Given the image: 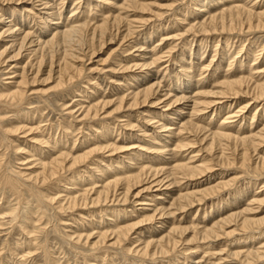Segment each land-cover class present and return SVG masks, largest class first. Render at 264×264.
Wrapping results in <instances>:
<instances>
[{"label":"rangeland","instance_id":"obj_1","mask_svg":"<svg viewBox=\"0 0 264 264\" xmlns=\"http://www.w3.org/2000/svg\"><path fill=\"white\" fill-rule=\"evenodd\" d=\"M34 1L37 3L35 9L30 11L32 16L28 13L31 17L29 16L28 18L27 13L21 12L19 7H17V10L14 12L11 10L13 8L9 7L6 9L7 11L4 9L3 17L6 19L3 18L2 20L16 24V29H18L19 26V29L24 32H29L31 29L30 33L32 34L33 32L34 36L37 30L44 31L45 26L50 25L52 21L50 20L51 18H49V23L45 21L43 24V22L39 20L40 15L35 14L40 8L38 6L39 0ZM42 1L41 3L48 2V0ZM52 1L53 0H49L50 3L48 5L55 4L52 8L54 12L57 10L55 12L57 21L55 20L54 22L61 25L62 30L68 28L67 26L69 24L76 25L80 22L82 25L85 24L88 30L87 34L91 36L93 29L103 22L104 17L106 18L109 16L110 18H108L111 19L119 14L118 16H121L123 20L119 30H116L114 27L108 31L109 33L105 40L106 43L103 46L99 47L96 45L97 52L92 58L85 56L83 57L84 59L87 58L85 61H83V59L80 62L76 61L73 63L74 69L77 68V70L81 69L82 71L79 76L73 78L70 82L67 79L62 81L61 88L57 87V81L59 79L57 75L54 76L52 82L46 85L37 84L27 87L26 100L23 103L25 106L22 104L18 106V108H11L13 104H7L4 95H7V93L10 92L9 90H15L14 88L17 86L18 79L15 78L16 80H13L10 78L13 76H20L21 68L27 62L25 61L26 59L21 61V64L14 68V64H11L12 68L7 65H0V264H240V262L242 264V260L235 256V252L242 251L246 253L247 251H253V249H256L254 252H260L259 254L261 256L259 255L257 262L251 263L264 264V229L257 230L252 234L236 231L228 236L218 232L220 235L219 238L211 237L212 239L209 238L207 240L201 237L204 230L215 227L217 230L218 227H221L223 218L226 219L227 216L243 210L244 207L246 208L252 200L251 197L264 199V169L261 170L257 167L260 163L259 158H264V144H261L260 147L257 148V151H252V153L249 154L250 161H248V164L245 162L246 164L244 163V167H241V145L228 140H212L213 134H220L221 132V134L231 136L233 140L236 138H248L250 135L252 136L260 132L264 126V122H262V120H264V98L254 99V96L251 94H242L237 99L218 97L223 90L220 84L222 82H229V80L234 81L243 77H252L250 81V84H253L252 87L255 86V84H264V73H262V75L256 73L264 69V28H252V30L244 28L243 30L235 29L234 31L214 33L212 31V33H210L202 32L198 25L203 23L207 19L206 17L213 15V12L217 11V13H219L229 8L233 3V6H247L246 8H250L254 13L262 12L264 11V0H214L215 2L213 0H141L142 2L140 1V3L146 4V10L134 9L132 6L120 7L122 4L119 3H123V0H102V3H100L101 0H55L57 2L54 1L51 3ZM90 2H97L98 4L95 3L96 5L94 8L89 6L91 4ZM111 2H114L116 6L114 3V5L111 6ZM28 8L30 9V7ZM81 10H84V12ZM105 10H107V12ZM59 11H61L62 14ZM91 12L92 14H90ZM72 13L74 15L73 19L70 17ZM19 15L24 17L21 18ZM85 15L88 16L83 17ZM77 16L79 17L78 19ZM60 17L66 18L65 25L63 24L65 19L61 18V20H59ZM74 17L77 19V22L76 19L74 20ZM100 17L102 18L100 19ZM203 17L205 19H203ZM71 19L74 20L76 24H74ZM17 20L20 22H17ZM87 20H89V22ZM37 21L38 23H36ZM83 21L84 23H82ZM29 22L31 23L29 24ZM19 23L23 24L19 25ZM194 24L196 25L193 26ZM255 24L256 22L254 25ZM42 25L45 26L43 27ZM64 26L66 27L63 28ZM127 28H129V30ZM50 29L52 30V28ZM86 37L84 34L82 36H72L71 39L74 40L75 38V40L70 41L71 39H68L70 42H67L69 46L66 43L68 46L67 49L75 48L77 45L76 43L80 41L81 42L78 44L86 46L89 42V38L87 37V39ZM107 40H110V42H107ZM70 43L72 46H70ZM200 43H202L201 46ZM203 43L205 44L203 45ZM203 46L205 47L203 48ZM0 48H2V44H0ZM60 57H62L61 51H58V54L56 53L53 59L57 63ZM29 58V61L33 62L32 64L34 65L36 63L34 56H30ZM48 59L49 56L44 63L42 73H46L45 71H47L49 67ZM151 59L153 61H151ZM149 62L152 65H149ZM259 64H261L260 66L262 68ZM137 65L138 67H136ZM6 69L10 72L8 73ZM188 69L189 71L187 72L186 70ZM27 70L29 69L27 68ZM245 71L247 73L244 74ZM147 72L148 74L146 75ZM183 72L184 74H182ZM143 74H145L147 78H144L145 76ZM249 74H251V76ZM186 75H188V77L191 76V78L189 77L190 80ZM41 77L44 78V76ZM174 77L177 81L174 80ZM171 81H174L176 85ZM9 84H12V87ZM140 84L141 86H139ZM149 84L154 86V90H158L157 94H155L152 99L155 102L157 100H165L167 97L168 99L165 100L166 102L169 100L172 102L181 97L186 98L184 101L174 105L177 108H182V110L178 113L179 116H175L174 122H169L172 124L176 123L172 126L174 129L172 128L173 133L171 134H168L165 130L162 131L159 129L161 124H164V122L168 123L169 121L167 119L168 117L166 118V113L170 111H166L165 108H162V104L156 107L157 109L151 108L150 104L145 105V107L142 105L132 109H128L127 107L130 104L129 98L139 93L142 88L149 86ZM1 92L4 93V95H2ZM43 92H45V94H43ZM164 94L168 96L164 97ZM161 97L163 99H161ZM121 98L122 100L123 98L125 99L122 104L123 109L121 108L118 110L117 108L119 107L118 105L121 102ZM204 100L208 102L216 100V103L208 105L209 107L207 105L203 106ZM198 103L199 107H201L199 109ZM27 104L29 106H26ZM246 104H248V106ZM4 105L6 108H3ZM245 106L246 109L241 112L238 111ZM193 107H195L194 111L201 109L204 111L197 114L191 111ZM85 108H88V111ZM151 109L152 112L150 111ZM16 110L23 116H17L19 114ZM155 110L158 112L160 111L159 113L157 112L158 116ZM10 112H15L14 115H16V117L13 116L12 113L10 114ZM254 113L255 115L253 116ZM90 114H94L93 120ZM80 116L84 119H80ZM86 116L87 118L89 116V118L86 119ZM97 116L99 117L97 118ZM150 119H152V121ZM250 121H252V123ZM188 124L195 127L199 126L202 131H194L191 127L185 128V125ZM261 125L262 127H260ZM18 126L23 128L18 134L9 132V130L13 131L15 128H19ZM113 126L115 128H113ZM107 128L110 131H107ZM5 129L8 132H6ZM180 129L183 131L181 132ZM112 130L113 133L108 134L112 132ZM6 133L9 135H5ZM11 133H13V135ZM103 134H106V137ZM150 137L153 140H151ZM108 138L110 139L108 140ZM180 139L184 145L193 142L194 145L185 147L184 149L182 148V151H180V147L183 145V143H180ZM65 140L68 141L66 142ZM189 140L191 142H188ZM104 141H106V143H104ZM167 142L169 144H167ZM212 142H214V145L208 150V146ZM163 143L167 146H164ZM107 144H109V150H103ZM49 145H55L56 148L51 150V146ZM111 146L114 147L112 148ZM157 146L159 151L157 150ZM165 148L167 150H165ZM113 149H116V151H113ZM34 150H36V152ZM42 151L45 154H43ZM47 151H49L48 155H46ZM55 151L57 154L64 153L67 157L70 156L68 158L70 160L81 156H86L87 158L80 161V163H78V165L76 164L77 166L73 168L70 167V160L67 161L69 164L66 162L64 166L65 169L61 170L56 176L50 179V182L47 180L42 184L41 180H36L34 176L40 172L38 167H36L38 164V157L41 156L40 159L46 157L54 158L58 156ZM138 151L141 152V155L144 157L139 158L141 155ZM134 152H137L139 156L137 155L136 157V153ZM191 156L194 157L193 160L191 159L192 162L187 159ZM130 157L134 160L132 166L128 165V158ZM123 159L127 160V162ZM94 162H96V165ZM167 162L172 168L177 166V164L186 165L189 168L193 165L194 167H202L203 165L208 167L204 170L202 176H198V179L194 178L195 180L191 179V181L186 180V177L183 178L181 172L172 170L173 174H175L168 179L174 182L173 186L171 185L167 190L160 189L161 191H155L156 187H154L152 191L143 194L144 198L138 197L135 200L131 198L125 204L109 202L100 205H91L90 202H86V204L81 207L77 206L75 209L68 208L69 199L76 196L75 193L77 194V192L78 194L76 197L82 194L87 195V193L90 192L89 194L92 196L89 195V197L93 199L94 196H97L94 191L96 190L98 192L100 190L98 188H101L108 179L112 180L116 175L120 177L122 173L127 174V171L136 173L140 167L142 169L152 168L153 170H157L159 168L168 171L171 167L168 166ZM257 162L258 164H256ZM81 163L82 165L79 167ZM97 163L100 166H97ZM161 165H164L163 168H161ZM114 166L116 169H114ZM116 166L120 167L117 168ZM254 167H256L257 170L254 169ZM121 168L123 169L121 170ZM31 170H36L37 172L34 174V172L31 173ZM26 173H28L29 176ZM90 174H92L93 177ZM87 175L92 177L91 180ZM22 176H24V178H22ZM17 177L20 178L18 179ZM77 177H80L81 180ZM99 177L102 178L100 179ZM25 178H27V180ZM73 178L76 182H72L74 181L71 180ZM177 178L179 180H177ZM4 179H6V181ZM86 179H88L91 184L88 181L85 182ZM52 181L54 182L52 183ZM66 182L68 184H66ZM80 183H82V185ZM33 184L35 186H33ZM94 185L96 186L95 188L93 187ZM64 187L68 188L65 189ZM34 188L35 190H33ZM140 188L142 187L137 188L135 191L133 190L134 193ZM206 190H209L207 195L203 194V196H196L194 201L198 199V202L195 201L192 206L184 210H179L177 199L181 194L202 193ZM35 191H38V193ZM119 191H122V189L120 188ZM119 191L118 194L120 193ZM151 196H155L154 198H157V200ZM36 198H38V200ZM65 198L68 199V202ZM142 198L144 201L148 202L149 199L151 201L149 200L146 206H138L137 203H140L139 201ZM42 199H44V201ZM174 199L175 201H173ZM59 206L63 207L59 210ZM130 211L133 212L131 213ZM158 211H163L166 215L160 216ZM123 212H125L126 215L122 216ZM167 213L170 215H167ZM153 215L155 217L152 222L141 223V221L146 219L145 216L151 217ZM258 217H264V207L259 211ZM113 220L116 223L113 222ZM109 223L111 225L112 223L114 224L109 226L110 229H112L111 227L115 229L117 226L118 228L124 227L123 225L136 226L130 233V237L128 236L129 240L126 239L127 241L125 240V243L123 242L121 245H113L111 244L113 241H110L106 245L92 246L96 239V233L100 231L106 232L107 229L108 232L110 231L107 227ZM233 228V226H228L225 227L223 231L230 232ZM89 235H92V238L89 239L88 244L76 242L77 240L75 238L80 236L84 238ZM170 235L174 239L170 238ZM252 235H255L254 238ZM163 236L164 241L162 240ZM261 236L262 240L260 239ZM175 239L174 246L167 245V241ZM136 240H138V242ZM158 240L159 243L165 245L166 249L168 246L170 247L167 249L168 252L164 251V253H160L156 251L157 253H154L156 254L154 255L152 251L155 252V250L153 249L149 253V257H143L137 252L144 247V242L156 243ZM249 241L250 244H248ZM238 242L240 246L242 244L244 245L240 248ZM251 243H253V246ZM117 246L118 248H116ZM228 256L229 258H227ZM104 257L106 260L104 259L103 262L102 259Z\"/></svg>","mask_w":264,"mask_h":264},{"label":"bare ground","instance_id":"obj_2","mask_svg":"<svg viewBox=\"0 0 264 264\" xmlns=\"http://www.w3.org/2000/svg\"><path fill=\"white\" fill-rule=\"evenodd\" d=\"M55 0H53L51 3H53ZM62 1V0H61ZM92 1H94V0H92ZM97 1V0H96ZM108 1V0H107ZM106 1V2H107ZM111 1V0H110ZM117 1V0H116ZM116 1H114L115 3H116ZM119 1V0H118ZM140 1L141 0H123V3H119V4H122V6H120V7H125V6H132V7H134V9H138V10H146V4L144 5V4H142V3H140ZM207 1V0H206ZM214 1V0H213ZM39 2V9L37 10V13H35V14H37V15H40V17H39V20L41 21V22H43V24H44V22L46 21V22H48V19L49 18H51L50 20L52 21H50L51 23H50V25H42L43 27L45 26V28H44V31H38L37 30V32L35 33L36 35L34 36L33 34V32H32V34L30 33V31H31V29H30V31L29 32H24V31H21L20 29H19V26H18V29H16V24H12L10 21H4V20H2L3 18H5V17H3L4 15H3V13H4V9L6 10L7 8H13V9H11L12 10V12H14V11H16L17 10V7H19L20 9H21V12H24V13H27V15H28V13L30 14V11L32 10V9H35V6H36V3L37 2H35L34 0H0V44H2V48H0L1 49V51H0V65L1 64H3V66H10L11 67V64H14V66H13V68L14 67H16V66H18V65H20L21 63V61H23V60H25V61H27L24 65H23V67L21 68V74H20V76H11L12 78H10V79H18L17 80V86H16V88H14L15 90H9L10 92L9 93H7V95H4V93H2V95H4V97H5V99L7 100L6 102H7V104L8 103H11V104H13L14 105V107H13V105L11 106V108H18V106H21L23 103H24V101L26 100V94H27V87H31V86H35V85H37V84H40V85H46V84H48V83H50V82H52V80L54 79V76L55 75H57L58 76V81H57V87L59 88L61 85H62V81H64V80H69V82H70V80H72L73 78H75V77H77V76H79L80 75V73L82 72L81 71V69L80 70H77V68H73V63L74 62H80V61H82L84 58L83 57H85V56H89L90 58H92L94 55H95V53L97 52V50H96V45L97 46H99V47H101V46H103L105 43H106V36L108 35V31L111 29V28H114L115 27V29L116 30H119L120 29V25L122 24V20L123 19H121L122 17L120 16H114V18L112 17L111 19H109L108 17H104L103 18V22L98 26V27H95V29H93V31H92V35L90 36V35H88L87 34V28H86V26H85V24L84 25H82V24H80V22H78L77 24H76V22H77V19L79 18L78 16H77V19L74 17V20L76 19V22H74V20H72L73 19V13L72 14H70V15H72V16H70L72 19V21L74 22V24H76V25H66L68 28H65L66 26H64L63 28H65L64 30H62V28H61V25H59L57 22H54L55 20L57 21V18H56V11L54 12L53 11V8H52V6H55V4L53 3V5H48L50 2H49V0H48V2H44V3H41V2H43L42 0H39L38 1ZM55 2H57V1H55ZM88 2V1H87ZM105 2V3H106ZM113 2V3H114ZM121 2V1H120ZM142 2V1H141ZM215 2V1H214ZM91 3V2H90ZM96 4H98L97 2H95ZM94 2L93 3H91L89 6H92V7H94L96 4H95ZM100 3H102V0H101V2ZM110 3V2H109ZM112 3V2H111ZM110 4L111 6L112 5H114V4ZM208 3V2H207ZM218 3H221V2H218ZM62 4V3H61ZM108 4V3H107ZM116 4H118V3H116ZM116 4H115V6H116ZM210 4V3H209ZM224 4V3H223ZM234 4V3H233ZM233 4L231 5V6H229V8H227V9H225V10H223V11H221V12H219V13H217V11H215V12H213L214 14L213 15H210V16H208V17H206L207 19L203 22V23H201V24H198L199 25V28L201 29V31L202 32H210V33H212V31H213V33L214 32H225V31H234L235 29H238V30H243L244 28H247L248 30H252V28H256V29H259V28H264V11H262V8H261V11L262 12H259V13H254L250 8H246V7H243L242 5L240 6V5H234L233 6ZM255 4H256V2H255ZM65 5V4H64ZM87 5V4H86ZM103 5V4H102ZM106 5V4H105ZM109 5V4H108ZM208 5V4H207ZM212 5H213V2H212ZM229 5V4H228ZM244 5V4H243ZM251 5V4H250ZM57 6V5H56ZM88 6V7H89ZM99 6H100V4H99ZM104 6V5H103ZM107 6V5H106ZM110 6V7H111ZM148 6H149V4H148ZM214 6H216V5H214ZM256 6V5H255ZM28 7H30V9L28 8ZM58 7V6H57ZM64 7V6H63ZM62 7V8H63ZM101 7V6H100ZM131 7V8H132ZM203 7V6H202ZM208 7H210V6H208ZM252 7V6H251ZM75 8V7H74ZM95 8V7H94ZM93 8V9H94ZM106 8H108V7H106ZM105 8V9H106ZM204 8V7H203ZM212 8V7H211ZM225 8V7H224ZM223 8V9H224ZM253 8V7H252ZM56 9V8H55ZM79 9V8H78ZM86 9V8H85ZM96 9H98V8H96ZM102 9V8H101ZM104 9V8H103ZM76 10H77V8H76ZM87 10H88V8H87ZM87 10H85V11H87ZM89 10H90V7H89ZM95 10V9H94ZM213 10V9H212ZM7 11V10H6ZM5 11V12H6ZM20 11V10H19ZM82 11V10H81ZM98 11H100V10H98ZM102 11V10H101ZM106 12H107V10H105ZM108 11H109V9H108ZM208 11H211V10H208ZM207 11V12H208ZM11 12V13H12ZM48 12V13H47ZM59 12H61V11H59ZM82 12H84V10L82 11ZM105 12V13H106ZM203 12V11H202ZM206 12V13H207ZM69 13H71V12H69ZM98 13H100V12H98ZM201 13V12H200ZM8 14V13H7ZM61 14H62V12H61ZM90 14H92V12L90 13ZM89 14V15H90ZM96 14V13H95ZM202 14V13H201ZM212 14V13H211ZM23 15H25V14H23ZM31 15V14H30ZM30 15H28V18H29V16ZM100 16H102L101 14H99ZM104 15V14H103ZM204 15V14H203ZM32 16V15H31ZM30 16V17H31ZM36 16V15H35ZM86 16H88V15H85V16H83V17H86ZM92 16V15H91ZM200 16V15H199ZM13 17H15V16H13ZM19 17H24V16H20L19 15ZM26 17V16H25ZM99 17V16H98ZM205 17V16H204ZM203 17V19H205ZM37 18V17H36ZM61 18L62 17H60V19L59 20H61ZM88 18V17H87ZM102 17H100V19H101ZM6 19V18H5ZM10 19H11V17H10ZM31 19V18H30ZM33 19V18H32ZM62 19H65V21H64V25L66 24L65 22H66V18H62ZM83 19V18H82ZM97 19V18H96ZM151 19V18H150ZM14 20V19H13ZM27 20V19H26ZM70 20V21H71ZM84 20V19H83ZM86 20V19H85ZM90 20V19H89ZM89 20H87L88 22H89ZM24 21H25V19H24ZM31 21V20H30ZM39 21V22H40ZM70 21H68V22H70ZM80 21V20H79ZM99 21H101V20H99ZM17 22H20V21H18L17 20ZM16 22V23H17ZM27 22V21H26ZM199 22V21H198ZM197 22V23H198ZM200 22H202V21H200ZM256 22V24L254 25V23ZM13 23H15V22H13ZM24 23V22H23ZM22 23V24H23ZM28 23V22H27ZM31 22H29V24H30ZM36 23H38V21L36 22ZM49 23V22H48ZM82 23H84V21L82 22ZM100 23V22H99ZM22 24H20L19 23V25H22ZM26 24V23H25ZM88 25H89V23H88ZM196 24H194L193 26H195ZM197 25V26H198ZM51 26V27H50ZM192 26V25H191ZM26 27H29V26H26ZM37 27V26H36ZM52 28V30L50 29V28ZM129 27V26H128ZM21 28V27H20ZM38 28V27H37ZM190 28V27H189ZM194 28V27H193ZM34 29V28H33ZM128 30H129V28H127ZM137 29V28H136ZM191 29V28H190ZM36 30V29H35ZM90 30V29H89ZM26 31V30H25ZM191 31V30H190ZM90 32V31H89ZM200 32V31H199ZM128 33V32H127ZM85 35V37L87 36L88 38H89V42L87 43V45L85 46V45H80V44H78V43H80V42H77L76 44V47L75 48H69V49H67V47L69 46V43H67V42H70V41H74L75 40V38H74V40L73 39H71V37L72 36H77V35H79V36H82V35ZM98 34V35H97ZM86 37V38H87ZM126 37V36H125ZM87 38V39H88ZM68 39L70 40V41H68ZM79 41V40H78ZM86 41H88V40H86ZM107 42H110V40L108 41L107 40ZM202 42H203V39H202ZM68 44V46H67V44ZM71 43H74V42H71ZM71 43H70V46H72L71 45ZM95 43H97V44H95ZM201 44L202 43H200V46H201ZM205 43H203V45H204ZM227 45V44H226ZM98 47V48H99ZM205 46H203V48H204ZM201 49V48H200ZM201 50H203V49H201ZM58 51H61V56L62 57H60L59 58V60H58V62L56 63V61L53 59L54 58V55L57 53L58 54ZM144 51V50H143ZM46 52V53H45ZM48 52V53H47ZM60 54V53H59ZM203 54V53H202ZM33 57L34 56V58H35V61H36V63L33 65L32 63L33 62H31V61H29V57ZM49 56V67H48V69H47V71H45L46 73H42L43 72V70H42V68L44 67V63H45V61H47L46 59H47V57ZM80 56H82V57H80ZM142 56V55H141ZM153 56H154V54H153ZM58 57V56H57ZM85 59H87V58H85ZM85 59L83 60V61H85ZM138 59V58H137ZM150 59V58H149ZM148 59V60H149ZM155 59V58H154ZM157 59V58H156ZM242 59V58H241ZM259 59V58H258ZM33 61V60H32ZM88 61H89V59H88ZM151 61H153L152 59H151ZM87 62V61H86ZM212 62V61H211ZM210 62V63H211ZM239 62H241V61H239ZM48 63V62H47ZM85 63V62H84ZM150 63V62H149ZM182 63V62H181ZM260 63V62H259ZM262 63V62H261ZM46 65V64H45ZM75 65V64H74ZM144 65H146V64H144ZM149 65H152L151 63L149 64ZM256 65V64H255ZM261 64H259V66H260ZM143 66V65H142ZM147 66H148V64H147ZM146 66V67H147ZM182 66V65H181ZM230 66V65H229ZM136 67H138V65L136 66ZM140 67V66H139ZM150 67V66H149ZM152 67V66H151ZM218 67V66H217ZM261 67V66H260ZM6 68V67H5ZM12 68V67H11ZM17 68H19V67H17ZM27 68L29 69V70H27ZM128 68V67H127ZM132 68H134V67H132ZM219 68V67H218ZM258 68V67H257ZM262 68V67H261ZM9 69V68H8ZM138 69V68H137ZM190 69V68H189ZM189 69L188 70H186L187 72L189 71ZM252 69V68H251ZM82 70H83V68H82ZM127 70V69H126ZM135 70H136V68H135ZM147 70V69H146ZM191 70V69H190ZM217 70V69H216ZM247 70V69H246ZM253 70H256V69H253ZM258 70V69H257ZM263 70L264 69H261V71L259 70L258 72H256V73H258V74H261L262 75V73H264L263 72ZM6 71H7V69H6ZM19 71V70H18ZM17 71V72H18ZM124 71H125V69H124ZM244 71V70H243ZM250 71V70H249ZM8 72V71H7ZM10 72V71H9ZM8 72V73H9ZM13 72V71H12ZM167 72V71H166ZM252 72V71H251ZM250 72V73H251ZM20 73V72H19ZM243 73V72H242ZM241 73V74H242ZM245 73H247L246 71L244 72V74ZM15 74V73H14ZM43 74H45V75H43ZM148 74V72L146 73V75ZM182 74H184V72L182 73ZM185 74H189V73H185ZM240 74V75H241ZM9 75V74H8ZM69 75H72V76H69ZM144 76H145V74H143ZM178 75V74H177ZM250 76H251V74H249ZM41 76H44V78H42ZM135 76V75H134ZM138 76V75H137ZM143 76V77H144ZM184 76V75H183ZM187 76V78H191V76H189L188 77V75H186ZM18 77V78H17ZM176 77V76H175ZM175 77H174V80H176L177 81V79H175ZM178 77V76H177ZM179 77H180V75H179ZM246 77V76H245ZM247 77H248V75H247ZM262 77V76H261ZM260 77V78H261ZM137 78V77H136ZM144 78H147V76H145ZM185 78V77H184ZM190 78H189V80H190ZM15 79V80H16ZM77 79H79V78H77ZM172 79V78H171ZM170 79V80H171ZM251 79H252V77H249V78H239V79H237V80H234V81H230L229 80V82H222L220 85H221V87H222V91H221V93H220V96H218V97H222V98H227V97H230V98H238V97H240L242 94H251V95H253L254 97V99H261V98H264V84H255V86H253L252 87V85L250 84V81H251ZM255 79V78H254ZM9 80V79H8ZM131 80V79H130ZM134 80V79H133ZM187 80V79H186ZM137 81H139V80H137ZM142 81H146V80H142ZM185 81V80H184ZM188 81V80H187ZM186 81V82H187ZM253 81V80H252ZM7 82H10V81H7ZM15 82V81H14ZM139 82H141V81H139ZM171 82H173L174 83V85H176L175 84V82L174 81H171ZM170 82V83H171ZM65 83V82H64ZM138 83V82H137ZM172 83V84H173ZM7 84V83H6ZM69 84V83H68ZM136 84V83H135ZM139 84V83H138ZM138 84H136V85H138ZM188 84H190V83H188ZM9 85H11V87H12V84H9ZM66 85V84H65ZM129 85V84H128ZM186 85V84H185ZM184 85V86H185ZM139 86H141V84L139 85ZM138 86V87H139ZM182 86H183V84H182ZM191 86V85H190ZM56 87V86H55ZM128 87H130V86H128ZM135 87V86H134ZM137 87V88H138ZM144 87V86H143ZM180 87V86H179ZM186 87V86H185ZM61 88V87H60ZM137 88H135V89H137ZM156 88V87H155ZM184 88V87H183ZM13 89V88H12ZM27 89V90H26ZM50 89H51V87H50ZM53 89H54V86H53ZM52 89V90H53ZM63 89V88H62ZM135 89H133V90H135ZM178 89V88H177ZM186 89H187V87H186ZM7 90V89H6ZM126 90H127V88H126ZM126 90H125V92H126ZM131 90V89H130ZM129 90V91H130ZM139 90V89H138ZM180 90V89H179ZM179 90H177V91H179ZM182 90V89H181ZM31 91V90H30ZM30 91H28V92H30ZM33 91V90H32ZM38 91V90H37ZM157 91L158 90H154V86L153 85H150L149 84V86H146V87H144V88H142L141 89V91H139V93H137V92H135V93H137V94H134V95H132L130 98H129V101H130V104L127 106L128 107V109H132V108H136V107H139V106H144L145 107V105H148V104H150V106H151V108H156V107H158L159 105H161L162 104V108H165V110L166 111H170V112H168V113H166V118L169 120L168 121V123L166 122H164V124H161L160 125V127H159V129L160 130H165L166 132H168V134L170 133H173V129H174V127H172V126H174V124H176V123H174V124H172V123H169V122H171V121H173V120H175V116L176 115H178V113L179 112H181V110H182V108H177L176 106H174V105H177V103H179V102H182V101H184V99H186V98H177V99H175V100H171L172 102H170V100L169 101H165V100H167L168 99V97H167V99H165V100H157V99H155V100H157L156 102L154 101V100H152L153 98H154V95L155 94H157ZM169 91V90H168ZM218 91V90H217ZM7 92V91H6ZM176 92V91H175ZM182 92V91H181ZM181 92H179V93H181ZM35 93V92H34ZM38 93H39V91H38ZM169 93V92H168ZM183 93V92H182ZM29 94V93H28ZM42 94V93H41ZM41 94H39V95H41ZM43 94H45V92H43ZM126 94H128V93H126ZM209 94V93H208ZM207 94V95H208ZM216 94V93H215ZM33 95V94H32ZM36 95H38V94H36ZM129 95V94H128ZM128 95H127V97H128ZM170 95V94H169ZM166 96H168L167 94H164V97H166ZM204 96V95H203ZM42 97H43V95H42ZM205 97V96H204ZM213 97V96H212ZM128 99V98H127ZM160 99V98H159ZM161 99H163L162 97H161ZM218 99H220V98H218ZM29 100V99H28ZM120 100V99H119ZM119 100H118V102H119ZM124 98H123V100H122V98H121V102L119 103V107L117 108L118 110H120L121 108L123 109V103H124ZM153 102H152V101ZM128 101V102H129ZM163 101H165V102H163ZM127 102V101H126ZM25 103H28V102H25ZM111 103V102H110ZM202 103V102H201ZM200 103V104H201ZM213 103H216V100H212L211 102H208L207 100L205 101L204 100V102H203V106L205 105H211V104H213ZM184 104V103H183ZM182 104V105H183ZM6 105V104H5ZM5 105H4V107L3 108H6L5 107ZM97 105V104H96ZM99 105H100V103H99ZM102 105V104H101ZM107 105V104H106ZM195 105V104H194ZM202 105H200V106H202ZM247 106H248V104H246ZM23 106H25L24 104H23ZM26 106H29L28 104L26 105ZM149 106V107H150ZM184 106V105H183ZM228 106V105H227ZM10 107V106H9ZM102 107V106H101ZM105 107V106H104ZM209 107V106H208ZM3 108H2V110H3ZM92 108V107H91ZM94 108V107H93ZM199 108H201V107H199V103H198V109ZM13 109V110H14ZM86 109V108H85ZM84 109V110H85ZM88 109V108H87ZM86 109V110H87ZM101 109V108H100ZM149 109V108H148ZM147 109V110H148ZM157 109V108H156ZM192 110V112H195V113H199V112H203L204 110H196V111H194L195 110V107H193V108H191ZM244 109H246V106L245 107H242V108H240V110H238V111H243ZM256 109V108H255ZM7 110V109H6ZM8 110H10V109H8ZM18 110V109H17ZM16 110V111H17ZM21 110H22V108H21ZM24 110V109H23ZM26 110V109H25ZM92 110V109H91ZM99 110V109H98ZM19 111V110H18ZM17 111V112H18ZM80 111V110H79ZM88 111V110H87ZM87 111H86V114H87ZM151 112H152V109L150 110ZM150 111H147V112H150ZM156 111V110H155ZM164 111V110H163ZM257 111V110H256ZM255 111V112H256ZM0 112H1V109H0ZM99 112V111H98ZM101 112V111H100ZM146 112V111H145ZM158 111H156V115L160 112H158ZM3 113V112H2ZM7 113H9V112H7ZM13 114V116H15L16 117V115H14V113L13 112H10V114ZM21 113V112H20ZM22 113H23V111H22ZM85 113V112H84ZM191 113V112H190ZM235 113V112H234ZM237 113V112H236ZM5 114V113H4ZM3 114V115H4ZM17 114V113H16ZM18 114H19V112H18ZM24 114V113H23ZM83 114V113H82ZM85 114V115H86ZM88 114H89V112H88ZM151 114V113H150ZM164 114V113H163ZM194 114V113H193ZM233 114V113H232ZM238 114V113H237ZM9 115V114H8ZM84 115V116H85ZM90 115H92V117H91V119L93 118V115L94 114H90ZM89 115V116H90ZM160 115V114H159ZM214 115V114H213ZM212 115V116H213ZM236 115V114H235ZM255 115V113L253 114V116ZM17 116H21L20 114L19 115H17ZM23 116V115H22ZM21 116V117H22ZM83 116V115H82ZM89 116H88V118H89ZM146 116V115H145ZM155 116V115H154ZM154 116H151V117H154ZM158 116V115H157ZM165 116V115H164ZM179 116V115H178ZM194 116V115H193ZM34 117V116H33ZM99 116H97V118H98ZM191 117V116H190ZM236 117V116H235ZM238 117V116H237ZM30 118V117H29ZM83 117H81L80 116V119H82ZM87 118V116H86V119H88ZM130 118V117H129ZM163 118H165V117H163ZM252 118H254V117H252ZM84 119V118H83ZM82 119V120H83ZM94 119H96V118H94ZM133 119V118H132ZM260 119H262V118H260ZM93 120V119H92ZM151 121H152V119H150ZM224 120V119H223ZM228 120V119H227ZM232 120V119H231ZM1 121V120H0ZM29 121H30V119H29ZM164 121V120H163ZM167 121V120H166ZM253 121V120H252ZM252 121H250L251 123H252ZM17 122V121H16ZM20 122H22V121H20ZM34 122V121H33ZM150 122V121H149ZM157 122V121H156ZM174 122V121H173ZM223 122V121H222ZM225 122V121H224ZM261 122V121H260ZM262 122H264V120H262ZM30 123V122H29ZM127 123V122H126ZM129 123V122H128ZM250 123V125L252 126V124ZM19 124H21V123H19ZM18 124V125H19ZM26 124V123H25ZM130 124V123H129ZM156 124H158V123H156ZM159 124H160V122H159ZM158 124V125H159ZM229 124V123H228ZM254 124H255V122H254ZM258 124V123H257ZM128 125V124H127ZM157 125V126H158ZM249 125V126H250ZM11 126V125H10ZM17 126V125H16ZM128 126H130V125H128ZM250 126V127H251ZM19 127V126H18ZM63 127H64V125H63ZM69 127V126H68ZM188 127H191V128H193V130L194 131H202L201 130V128H199V126L197 127H195V126H191L190 124H188V125H185V128H188ZM260 127H262V125L260 126ZM9 128H11V127H9ZM113 128H115L114 126H113ZM158 128V127H157ZM173 128V129H172ZM2 129V128H1ZM13 129V128H12ZM35 129V128H34ZM37 129V128H36ZM158 129V130H159ZM182 129V128H181ZM181 129H180V131H181ZM21 130H23V128H21V127H19V128H15L13 131H10L9 130V132H13V133H17L18 134V132L19 131H21ZM31 130H33V129H31ZM38 130H39V128H38ZM115 130H117V129H115ZM155 130H156V128H155ZM155 130H153V131H155ZM160 130H159V132H160ZM177 130V129H176ZM259 130V129H258ZM5 131H6V129H5ZM26 131V130H25ZM28 131H29V129H28ZM28 131H27V133H28ZM65 131V130H64ZM107 131H110V130H108V128H107ZM161 131V132H162ZM170 131H172V132H170ZM180 131H178V132H180ZM183 131V130H182ZM181 131V132H182ZM260 131V130H259ZM2 132H3V130H2ZM6 132H8V131H6ZM30 132V131H29ZM13 133H11L12 135H13ZM67 133V132H66ZM107 133V132H106ZM113 133V130H112V132H109L108 134H112ZM164 133V132H163ZM217 133V132H216ZM222 133V132H221ZM219 134V133H217V134H213V138H212V140L214 139V140H216V139H219V140H228V141H232V142H235V143H237V144H239V145H241L242 146V150H241V167H244V165L247 163L248 164V161H250V157H249V154H251L252 153V151L253 152H255V151H257V148L258 147H260V145L261 144H264V126H263V128H262V130L260 131V132H258L257 134H254V135H250V137H248V138H241V139H239V138H236L235 140H233L232 138H231V136H229V135H226V134ZM16 134V135H17ZM107 134V135H108ZM117 134V133H116ZM5 135H9V134H5ZM46 135V134H45ZM102 135V134H101ZM104 135V134H103ZM106 135V134H105ZM104 135V136H105ZM162 135V134H161ZM161 135H160V137H161ZM32 136V135H31ZM27 137V136H26ZM106 137V136H105ZM123 137V136H122ZM147 137V136H146ZM163 137V136H162ZM165 137V136H164ZM104 138V137H103ZM190 138V137H189ZM188 138V139H189ZM44 139V138H43ZM61 139V138H60ZM67 139V138H66ZM107 139V138H106ZM110 138H108V140H109ZM115 139V138H114ZM150 139H151V137H150ZM149 139V140H150ZM166 139V138H165ZM165 139H164V141H165ZM167 139H168V137H167ZM166 139V140H167ZM10 140V139H9ZM42 140V139H41ZM50 140V139H49ZM53 140V139H52ZM151 140H153V139H151ZM159 140V139H158ZM170 140V139H169ZM181 140V139H180ZM218 140V141H219ZM40 141V140H39ZM63 141H64V139H63ZM66 141V140H65ZM68 141V140H67ZM66 141V142H67ZM101 141V140H100ZM103 141V140H102ZM43 142V141H42ZM48 142V141H47ZM108 142V141H107ZM169 142V141H168ZM167 142V144H169ZM180 142V141H179ZM188 142H191L190 140L188 141ZM44 143V142H43ZM58 143H60V142H58ZM104 143H106V141H104ZM152 143V142H151ZM178 143V142H177ZM181 144L183 143L182 142V140H181V142H180ZM11 144V143H10ZM65 144H67V143H65ZM161 144V143H160ZM159 144V145H160ZM180 144V145H181ZM227 144V143H226ZM35 145V144H34ZM39 145V144H38ZM45 145V144H44ZM52 145V144H51ZM51 145H49V146H51ZM62 145V144H61ZM163 145H164V143H163ZM193 146L194 145V142L193 143H187V144H185L184 145V143H183V145H182V147H180L181 148V150L180 151H182V148L184 149L185 147H190V146ZM213 145H214V142H212L208 147V150L209 149H211L212 147H213ZM9 146V145H8ZM12 146H13V144H12ZM33 146V145H32ZM42 146H43V144H42ZM102 146H103V144H102ZM161 146V145H160ZM159 146V147H160ZM164 146H167L166 144L164 145ZM177 146V145H176ZM60 147V146H59ZM63 147V146H62ZM109 144H107V146H105V148H103V150H109ZM112 147V146H111ZM114 147V146H113ZM112 147V148H113ZM154 147V146H153ZM162 147V146H161ZM231 147V146H230ZM44 148V147H43ZM46 148H47V146H46ZM54 148H56V146L55 145H53V146H51L50 147V149L52 150V149H54ZM167 148V147H166ZM165 148V150H167ZM176 148V147H175ZM226 148V147H225ZM36 149V148H35ZM50 149H48V150H50ZM161 149V148H160ZM207 149V148H206ZM238 149V148H237ZM19 150V149H18ZM47 150V149H46ZM45 150V151H46ZM56 150V149H55ZM93 150H94V148H93ZM93 150H91V151H93ZM98 150V149H97ZM101 150V149H100ZM111 150V149H110ZM154 150V149H153ZM157 150H158V146H157ZM161 150H164L163 148L161 149ZM191 150V149H190ZM232 150V149H231ZM35 152H36V150H34ZM44 151V150H43ZM43 151H42V153H43ZM64 151V150H63ZM80 151V150H79ZM88 151V150H87ZM90 151V152H91ZM113 151H116V149H113ZM140 151V150H139ZM138 151V152H139ZM155 151V150H154ZM159 151V150H158ZM176 151H177V149H176ZM56 152V151H55ZM95 152H96V150H95ZM161 152V151H160ZM199 152V151H198ZM208 152V151H207ZM250 152V153H249ZM66 153V152H65ZM86 153V152H85ZM84 153V154H85ZM130 153H132V152H130ZM134 153H136L135 155H136V157H137V155L139 156V154H137V152H134ZM140 153V155H141V152H139ZM162 153H165V152H162ZM206 153V152H205ZM33 154H34V152H33ZM32 154V155H33ZM39 154V153H38ZM41 154V153H40ZM43 154H45V153H43ZM42 154V155H43ZM49 154V151H47V153H46V155H48ZM54 154V153H53ZM52 154V155H53ZM56 154H57V152H56ZM87 154V153H86ZM91 154V153H90ZM143 154V153H142ZM170 154V153H169ZM168 154V155H169ZM172 154V153H171ZM35 155V154H34ZM58 156H52V157H54V158H43V159H40V157H38V155H37V157H38V166L36 165V167H38V169H39V171L40 172H38L37 174H35L37 171L36 170H31L32 172L31 173H33L34 172V176H35V179L36 180H41V183L42 184H44L43 182H46L47 180L49 181L50 179H52L54 176H56L61 170H63V169H65L64 168V166H65V164H66V162L67 161H69L70 159H68L69 157H67L66 156V154H64V153H60V154H57ZM70 155V154H69ZM72 155V154H71ZM83 155V154H82ZM127 155V154H126ZM43 156H45V155H43ZM90 156V155H89ZM92 156V155H91ZM121 156V155H120ZM132 156V155H131ZM164 156H165V154H164ZM141 157H144V156H140L139 158H141ZM192 157V156H191ZM187 158L188 160H193V158L194 157H192V158ZM25 158H27V157H25ZM30 158V157H29ZM72 158V157H71ZM85 158H87L86 156H81V157H77V158H73V159H71L70 160V167L71 168H73V167H75V166H77L78 165V163H80V161H82V160H85ZM109 158V157H108ZM155 158V157H154ZM153 158V159H154ZM90 159V158H89ZM94 159V158H93ZM93 159H91V160H93ZM116 159V158H115ZM134 159H135V157H134ZM46 160H48V161H46ZM123 160H125V159H123ZM139 160V159H138ZM152 160V159H151ZM157 160H160V159H157ZM192 160L190 161V162H192ZM259 160H260V163L258 164V162L256 163V164H258V166L257 165H255V166H257L258 168H260L261 170L262 169H264V158H259ZM25 161H27V160H25ZM88 161V160H87ZM90 161V160H89ZM109 161H110V159H109ZM119 161V160H118ZM126 162H127V160H125ZM128 161H129V166H132L134 163H133V161L134 160H132L131 159V157L130 158H128ZM161 161H163V160H161ZM166 161V160H165ZM20 162H23V161H20ZM29 162H30V159H29ZM92 162V161H91ZM90 162V163H91ZM116 162V161H115ZM115 162H114V164H115ZM137 162V161H136ZM246 162V163H245ZM31 163V162H30ZM68 163V162H67ZM84 163H85V161H84ZM96 162H94V164H95ZM162 163H164V162H162ZM172 163V162H171ZM175 163V162H174ZM173 163V164H174ZM203 163V162H202ZM245 163V164H244ZM69 164V163H68ZM77 164V165H76ZM87 164V163H86ZM86 164H85V166H86ZM140 164V163H139ZM160 164V163H159ZM167 164H168V162H167ZM184 164H186V163H184ZM188 164V163H187ZM80 165H82V163L81 164H79V167H80ZM93 165V164H92ZM96 165V164H95ZM106 165V164H105ZM120 165V164H119ZM125 165V164H124ZM143 165V164H142ZM148 165H150V164H148ZM148 165H147V167H148ZM166 165V164H165ZM175 165V164H174ZM193 165V164H192ZM97 166H100V165H98V163H97ZM102 166V165H101ZM107 166H109V165H107ZM111 166H112V164H111ZM122 166V165H121ZM140 166V165H139ZM139 166H137V167H139ZM145 166H146V164H145ZM162 167L161 168H163V166L164 165H161ZM168 166L169 167H171L169 164H168ZM167 166V167H168ZM188 166H190V165H188ZM196 166V165H195ZM198 166V165H197ZM33 167V166H32ZM82 167V166H81ZM117 167V166H116ZM118 167H120V166H118ZM117 167V168H118ZM135 167V166H134ZM136 167V168H137ZM150 167H152V166H150ZM168 167V168H169ZM193 167V168H192ZM191 168H189V167H187L186 165H178L177 164V166H174L173 168L171 167V169L170 170H168V171H166V170H164V169H157V170H153L152 168V170L151 169H142L141 167L138 169V171H136V173L134 172V173H132L133 171H127L126 173L127 174H125V173H122L121 175H120V177H118L117 175V177L115 176H113L114 177V179H112V180H107V182L106 183H104V185L101 187V188H98V189H100L98 192L95 190L94 191V193L95 194H97V196L95 197L94 196V198L93 199H91L90 197H89V195H91V194H89L90 192H88L87 193V195L86 194H82L81 196H78V197H76L77 196V194H78V192H77V194L75 193V195L76 196H74V197H72L71 199H69V203H68V208H72V209H75L77 206H83L84 204H86V202H90V204L91 205H100V204H102V203H109V202H119V203H122V204H125V203H127L128 202V200H130L131 198H133L134 200L135 199H137L138 197H143V194H145V193H148V192H150V191H152V189L154 188V187H156V190L155 191H161L160 189H164V190H167L171 185L173 186V184H174V182H172V181H169V177L170 176H172V175H174L173 174V171L172 170H174L175 172H181V176H183V178L184 177H186V180H190L191 181V179H193V180H195L194 178H196V179H198L197 177L198 176H202V174L204 173V170H206V168L208 167H206L205 165H203L202 167L200 166H198V167H194V165L192 166ZM205 167V168H204ZM29 168V167H28ZM30 168H31V166H30ZM67 168H68V166H67ZM66 168V169H67ZM78 168V167H77ZM95 168V167H94ZM102 168V167H101ZM129 168H131V167H129ZM89 169V168H88ZM87 169V170H88ZM91 169V168H90ZM104 169V168H103ZM112 169V168H111ZM114 169H116L115 168V166H114ZM123 168H121V170H122ZM254 169H256V167H254ZM74 170H76V169H74ZM97 170V169H96ZM99 170V169H98ZM102 170V169H101ZM100 170V171H101ZM105 170V169H104ZM257 170V169H256ZM68 171H70V170H68ZM91 171V170H90ZM108 171H110V170H108ZM171 171V172H170ZM20 172V171H19ZM77 172V171H76ZM78 172H79V170H78ZM89 172V171H88ZM92 172V171H91ZM90 172V173H91ZM96 172H98V171H96ZM102 173H104L103 171H101ZM112 172V171H111ZM130 172V173H129ZM170 172V173H169ZM107 173V172H106ZM27 175H28V173H26ZM61 174V173H60ZM94 174V173H93ZM100 174V173H99ZM177 174V173H176ZM18 175V174H17ZM16 175V176H17ZM64 175H65V173H64ZM79 175V174H78ZM89 175V174H88ZM87 175V176H88ZM91 176H92V174H90ZM108 175H110V174H108ZM179 175V174H178ZM6 176V175H5ZM9 176V175H8ZM25 176V175H24ZM24 176H22V178H24ZM29 176V175H28ZM32 176H33V174H32ZM61 176H63V175H61ZM61 176H59V177H61ZM73 176V175H72ZM89 177L90 178V180H91V178L93 177ZM177 176V175H176ZM21 177V176H20ZM19 177V178H20ZM69 177V176H68ZM82 177H85V176H82ZM81 177V178H82ZM102 177H103V175H102ZM101 177V178H102ZM112 177V178H113ZM175 177V176H174ZM173 177V178H174ZM18 178V177H17ZM18 178V179H19ZM33 178V177H32ZM62 178H64V177H62ZM70 178V177H69ZM78 178V177H77ZM87 178V177H86ZM97 178V177H96ZM100 178V177H99ZM100 178V179H101ZM108 178H111V177H108ZM26 180H27V178H25ZM30 179V178H29ZM67 179V178H66ZM76 179V178H75ZM78 179H80V177L78 178ZM150 179V180H149ZM175 179V178H174ZM5 181H6V179H4ZM16 180V179H15ZM21 180V179H20ZM54 180V179H53ZM56 180H57V178H56ZM55 180V181H56ZM60 180H65V179H60ZM71 180H74V178L73 179H71ZM70 180V181H71ZM81 180V179H80ZM99 180V179H98ZM170 180H172V179H170ZM177 180H179L178 178H177ZM177 180H175V181H177ZM11 181V180H10ZM14 181V180H13ZM22 181V180H21ZM58 181H59V179H58ZM57 181V182H58ZM83 181H84V179H83ZM88 181V179H86V181L85 182H87ZM95 181V180H94ZM106 181V180H105ZM38 182V181H37ZM50 182V181H49ZM54 181H52V183H53ZM68 182V181H67ZM66 182V184H68ZM72 182H76L75 180L74 181H72ZM79 182V181H78ZM82 182V181H81ZM89 182V181H88ZM103 182V181H102ZM39 183V182H38ZM70 183V182H69ZM90 183V182H89ZM95 183H97V182H95ZM30 184H32V183H30ZM72 184V183H71ZM76 184V183H75ZM81 185H82V183H80ZM91 184V183H90ZM226 184V183H225ZM20 185V184H19ZM73 185V184H72ZM96 185V184H95ZM93 186L94 188L96 187V186ZM221 185H224V184H221ZM33 186H35L34 184H33ZM32 186V187H33ZM50 186V185H49ZM64 186V185H63ZM63 186H62V189H63ZM75 186V185H74ZM87 186V185H86ZM100 186H101V184H100ZM24 187H25V185H24ZM27 187V186H26ZM37 187V186H36ZM70 187V186H69ZM90 187V186H89ZM88 187V188H89ZM139 187H142V188H140L137 192H135L134 193V191L137 189V188H139ZM218 187V186H217ZM220 187V186H219ZM21 188V187H20ZM27 188H29V187H27ZM26 188V189H27ZM31 188V187H30ZM38 188V187H37ZM60 188V187H59ZM65 189L66 188H68V187H64ZM81 188V187H80ZM88 188H87V190H88ZM92 188V187H91ZM93 188V189H94ZM122 189V191H119V189ZM75 189V188H74ZM31 190V189H30ZM33 190H35V188L33 189ZM85 190V189H84ZM89 190H91V189H89ZM134 190V191H133ZM32 191V190H31ZM63 191H65V190H63ZM71 191V190H70ZM82 191V190H81ZM81 191H80V193H81ZM86 191V190H85ZM118 191L120 192L119 194H118ZM33 192V191H32ZM36 193H38V191H35ZM92 192V191H91ZM198 192H201V191H198ZM207 192H209V190H206V191H203L202 193H193V194H191V193H187V194H184V195H180L179 197H178V199H177V201H178V204H177V206L179 207V210H184L185 208H187V207H190V206H192V204H193V202H198L199 200L197 199V200H195L194 201V199L196 198V196L197 195H199V196H203V194L204 195H207ZM60 193V192H59ZM83 193H84V191H83ZM93 193V194H94ZM167 193V192H166ZM258 194V193H257ZM44 195V194H43ZM163 195V194H162ZM51 196V195H50ZM69 196H71V195H69ZM92 196V195H91ZM198 196V197H199ZM239 196V195H238ZM37 197V196H36ZM42 197V196H41ZM151 197H153V196H151ZM155 197V196H154ZM153 197V198H154ZM46 198H48V197H46ZM70 198V197H69ZM144 198V197H143ZM143 198L139 201L140 203H137L138 204V206H146L147 204H148V202H149V200H148V202L147 201H144L143 200ZM259 197H254V198H252L251 197V201L249 202V204L246 206V208L244 207V209L243 210H241V211H239V212H237V213H233V214H231V215H229V216H227V218L226 219H224L223 218V221H222V225H221V227H218L217 228V230L215 229V228H209V229H206V230H204L203 231V233H202V235H201V237H202V239H209V238H219V234H218V232H221L223 235H225V236H228V235H231V234H233L234 232H236V231H242L243 233L244 232H246L247 234H252V233H254L255 231H257V230H263L264 229V217H258V213H259V211H261L262 209H263V207H264V199H258ZM37 200H38V198H36ZM41 199V198H40ZM49 199V198H48ZM54 199H56V198H54ZM53 199V200H54ZM132 199V200H133ZM154 199H156L157 200V198H154ZM160 199V198H159ZM240 199V198H239ZM43 201H44V199H42ZM42 200H41V202H42ZM47 200V199H46ZM65 200H67V202H68V199L67 198H65ZM145 200H147V199H145ZM153 200V199H152ZM156 200H154V201H156ZM57 201V200H56ZM151 201V200H150ZM173 201H175V199L173 200ZM235 201V200H234ZM234 201H232V202H234ZM40 202V201H39ZM40 202V203H41ZM47 202V201H46ZM46 202H44V203H46ZM51 202H52V200H51ZM55 202V201H54ZM66 202V203H67ZM134 202V201H133ZM135 202H138V201H135ZM147 202V203H146ZM153 202V201H152ZM62 203V202H61ZM175 203V202H174ZM47 204V203H46ZM51 204H53V203H51ZM90 204H88V205H90ZM63 205V204H62ZM63 207V206H62ZM61 206H59V210L62 208ZM65 207V206H64ZM67 207V206H66ZM154 207V206H153ZM65 209V208H64ZM125 209V208H124ZM124 209H123V211H124ZM63 211V210H62ZM122 211V210H121ZM127 211V210H126ZM111 212V211H110ZM131 212V211H130ZM133 212V211H132ZM131 212V213H132ZM143 212V211H142ZM156 212V211H155ZM159 212V211H158ZM84 214V213H83ZM129 214V213H128ZM117 215V214H116ZM115 215V216H116ZM123 215H126V213L125 212H123V214H122V216ZM159 215L160 216H165L166 215V213L165 212H159ZM167 215H170V214H168L167 213ZM262 215H263V213H262ZM118 216V215H117ZM121 216V217H122ZM112 217V216H111ZM120 217V218H121ZM154 215L153 216H151V217H146L145 216V218L146 219H144L143 221H141V223H143V222H152L153 221V219H154ZM119 218V217H118ZM118 220V219H117ZM82 222V221H81ZM105 222V221H104ZM107 222H108V220H107ZM113 222H115L114 220H113ZM98 223V222H97ZM116 223V222H115ZM99 224V223H98ZM108 224V223H107ZM106 224V225H107ZM139 224V223H138ZM112 225H114L113 223H112ZM110 223H109V225L107 226L108 228H109V226H112ZM117 226V225H116ZM121 226V225H120ZM124 227H119L118 228V226L114 229L113 227H111L112 229H110V231L108 232V229H107V231L105 232L104 230V232H99V233H96L97 235H96V239H95V242L92 244V246H96V245H103V244H107L108 242H110V241H113L111 244H113V245H121L126 239H128V236L130 235V233L132 232V230L135 228V226L136 225H129V226H125V225H123ZM228 226H233L234 228L232 229V231L230 230V232H224L223 230L225 229V227H228ZM106 227V228H107ZM163 227V226H162ZM174 228H176V227H174ZM104 229V228H103ZM172 229V228H171ZM98 230H100V229H98ZM102 230V229H101ZM106 230V229H105ZM172 230H174V229H172ZM95 231V230H94ZM149 231V230H148ZM176 231V230H175ZM174 231V232H175ZM98 232V231H97ZM134 232V231H133ZM171 232H173V231H171ZM260 232V231H259ZM135 233V232H134ZM220 233V234H221ZM263 233V232H262ZM261 233V234H262ZM138 234V233H137ZM171 234V233H170ZM173 234V233H172ZM260 234V235H261ZM94 235V234H93ZM167 235H169V234H167ZM138 236V235H137ZM171 236V235H170ZM248 236H250V235H248ZM253 236V238H254V236L255 235H252ZM259 236V235H258ZM94 237V236H93ZM130 237V236H129ZM132 237V236H131ZM134 237V236H133ZM166 237V236H165ZM251 237V236H250ZM249 237V238H250ZM90 238H92V235H89V236H86V237H84V238H82L81 236L80 237H77V238H75L77 241L76 242H84L85 244H88V242H89V239ZM170 238H172V236L170 237ZM211 238V239H212ZM135 239H136V236H135ZM161 239V238H160ZM172 239H174V238H172ZM256 239H259V238H256ZM261 240H262V236H261V238H260ZM129 240V239H128ZM163 241H164V236H163V239H162ZM216 240V239H215ZM241 240H242V238H241ZM127 241V240H126ZM133 241V240H132ZM135 241V240H134ZM137 242H138V240H136ZM152 241H154V240H152ZM162 241V242H163ZM166 241V240H165ZM174 241H176V239L175 240H170V241H167V245H171V246H174V244H175V242ZM252 241V240H251ZM260 241V240H259ZM92 242V241H91ZM148 241H146V242H144L145 243V245H144V247H142L141 248V250L139 249V251H137V252H139V254L140 255H142L143 257L144 256H147V257H149L148 255H149V253L154 249L155 250V252L154 251H152L153 252V254L154 253H157L156 251H158V252H160V253H164V251H166V252H168L167 251V249H168V247H167V249L165 248V245H163V244H161V243H159V240H158V242H148ZM160 242H161V240H160ZM239 242H240V240H239ZM238 242V243H239ZM255 242V241H254ZM125 243V242H124ZM141 243V242H140ZM143 243V244H144ZM242 243H243V241H242ZM260 243V242H259ZM262 243V242H261ZM142 244V243H141ZM248 244H250V241H249V243ZM252 244V246H253V243H251ZM110 245V244H109ZM124 245V244H123ZM236 245V244H235ZM242 245H244V244H242ZM241 245V246H242ZM247 245V244H246ZM260 245V244H259ZM90 246H91V244H90ZM112 246V245H111ZM239 246H240V243H239ZM241 246H240V248H241ZM262 246V245H261ZM100 247V246H99ZM98 247V248H99ZM138 247H140V246H138ZM244 247V246H243ZM257 247V246H256ZM104 248H106V247H104ZM112 248V247H111ZM110 248V249H111ZM116 248H118V246L116 247ZM170 248V247H169ZM175 248V247H174ZM239 248V249H240ZM255 248V247H254ZM100 249V248H99ZM99 249H97V250H99ZM165 249V250H164ZM108 250V249H107ZM124 250H125V248H124ZM254 250H256V249H253V251H247L246 253L245 252H242V251H236L235 252V256L236 257H238L239 259H241L242 260V262L243 263H248V264H250L251 262H257L258 261V259L257 258H259V253L258 252H254ZM112 251V250H111ZM128 251V250H127ZM126 251V252H127ZM132 251V250H131ZM130 251V252H131ZM136 252V253H137ZM215 252V251H214ZM123 253V252H122ZM125 253V252H124ZM151 255V254H150ZM154 255H156V254H154ZM229 255V254H228ZM95 256V255H94ZM97 256V255H96ZM141 256V257H142ZM230 256V255H229ZM229 256L227 257V258H229ZM261 256V255H260ZM264 256V255H263ZM103 257V256H102ZM236 257H234V258H236ZM94 258V257H93ZM96 258V257H95ZM232 258V257H231ZM97 259H98V257H97ZM104 259H105V257L102 259L103 260V262H104ZM99 260V259H98ZM106 260V259H105ZM262 260V259H261ZM95 261H96V259H95ZM98 262V261H97ZM102 262V263H103ZM242 263V264H243ZM240 264H241V262H240ZM252 264V263H251Z\"/></svg>","mask_w":264,"mask_h":264}]
</instances>
